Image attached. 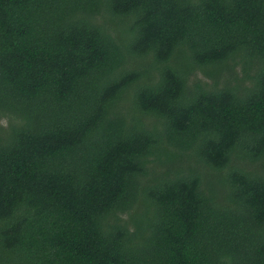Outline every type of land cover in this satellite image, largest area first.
<instances>
[{
    "label": "trees",
    "instance_id": "trees-1",
    "mask_svg": "<svg viewBox=\"0 0 264 264\" xmlns=\"http://www.w3.org/2000/svg\"><path fill=\"white\" fill-rule=\"evenodd\" d=\"M0 264H264V0H0Z\"/></svg>",
    "mask_w": 264,
    "mask_h": 264
}]
</instances>
